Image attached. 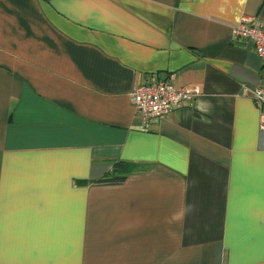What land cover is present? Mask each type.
<instances>
[{"label":"crops","instance_id":"obj_1","mask_svg":"<svg viewBox=\"0 0 264 264\" xmlns=\"http://www.w3.org/2000/svg\"><path fill=\"white\" fill-rule=\"evenodd\" d=\"M264 0H0V264H264ZM194 102L143 124L133 88ZM138 164L118 184L95 180Z\"/></svg>","mask_w":264,"mask_h":264},{"label":"built area","instance_id":"obj_2","mask_svg":"<svg viewBox=\"0 0 264 264\" xmlns=\"http://www.w3.org/2000/svg\"><path fill=\"white\" fill-rule=\"evenodd\" d=\"M237 40H250L256 53L264 62V22L252 15H244L232 28ZM251 98L261 114V129L264 131V84L248 88ZM200 93L196 88L176 87L171 74H160L136 85L131 100L137 118L147 124L157 121L175 109L190 105Z\"/></svg>","mask_w":264,"mask_h":264},{"label":"trees","instance_id":"obj_3","mask_svg":"<svg viewBox=\"0 0 264 264\" xmlns=\"http://www.w3.org/2000/svg\"><path fill=\"white\" fill-rule=\"evenodd\" d=\"M138 170V164L123 160L115 161L111 169L104 173L99 179L95 180L100 184H118L126 177Z\"/></svg>","mask_w":264,"mask_h":264}]
</instances>
